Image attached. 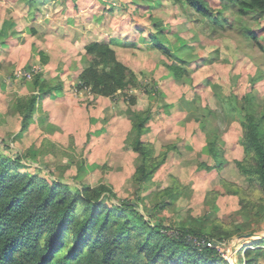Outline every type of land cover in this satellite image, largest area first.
Segmentation results:
<instances>
[{"label":"rangeland","instance_id":"374dc122","mask_svg":"<svg viewBox=\"0 0 264 264\" xmlns=\"http://www.w3.org/2000/svg\"><path fill=\"white\" fill-rule=\"evenodd\" d=\"M208 1L222 10L223 26L174 0H0V88L5 94L0 151L10 148L23 156L29 165L21 171L69 179L77 186H112L120 198L140 203L146 217L153 204L171 202L169 194H157L178 182V199L153 214L170 234L191 218L206 216L207 224L222 221L236 228L247 222L242 234L218 244L231 264H246L245 249L263 248L264 254V244H256L264 239V216L240 213L239 198L221 181L249 185L236 165L244 151L242 113L234 98L250 92L264 104V50L243 32L250 25L264 41V19L233 12L227 0ZM95 41L109 43L136 76L132 86L112 97L79 87L89 65L85 46ZM171 63L184 68L183 77L173 76L167 68ZM36 81L48 83L41 90L52 102L62 101L55 116L60 124L44 114L43 123L21 133L23 115L15 105L33 97L39 99L35 105L44 104ZM37 109L42 107L33 112ZM147 109L152 118L144 141L157 154L167 145L176 149L152 181L140 184L133 181L138 155L129 137L135 135L134 110ZM212 140L222 150V163L209 152ZM212 190L218 194H209Z\"/></svg>","mask_w":264,"mask_h":264},{"label":"trees","instance_id":"16d2710c","mask_svg":"<svg viewBox=\"0 0 264 264\" xmlns=\"http://www.w3.org/2000/svg\"><path fill=\"white\" fill-rule=\"evenodd\" d=\"M174 1L188 5L214 26H223L226 21L221 17L222 10L213 8L208 0ZM227 3L241 16L254 15L256 19H264V0H227ZM243 32L264 50L263 37L250 25H245ZM158 46L171 55L165 46L159 43ZM85 50L89 65L80 74V88H87L98 96L112 97L134 84L135 73L118 59L109 43L91 42ZM167 68L177 79L185 74L178 64H167ZM36 83L44 88V84ZM234 100L242 113L239 123L244 151V158L237 160L236 165L249 185L221 182L229 194L239 198L240 213L251 215L254 212L262 218L264 104H259L250 92L235 96ZM135 101L131 98V103L135 104ZM36 102L37 97H33L28 104H17L23 113L22 131L32 123ZM134 111L136 119L132 129L135 135L129 138H132L130 148L137 153L138 163L133 181L144 184L153 180L169 152L176 148L167 145L157 154L154 145L143 138L150 131L151 110ZM201 127L205 129L204 122ZM208 147L215 162L222 163L223 153L217 142L210 141ZM8 149L9 152L0 151V264H231L220 254L218 245L200 247L189 237L208 236L219 243L249 228L247 222L237 228L222 221L207 224L208 218L204 216L182 222L175 234H170L169 226L153 213L178 199L182 192L178 182L157 194L159 197L163 193L169 194L171 202L153 204L146 217L140 211V203L120 198L113 187L105 183L77 186L71 185L69 179L46 178L21 171L29 164L23 156ZM210 193L216 196L218 191ZM256 244H264V239L257 240ZM263 255V248H247L244 262L263 264L260 262Z\"/></svg>","mask_w":264,"mask_h":264},{"label":"crops","instance_id":"0c3cea01","mask_svg":"<svg viewBox=\"0 0 264 264\" xmlns=\"http://www.w3.org/2000/svg\"><path fill=\"white\" fill-rule=\"evenodd\" d=\"M1 55H2V53H0ZM41 84H44L43 86H44V89H47V86H48V83L47 82H43V83H41ZM39 88V93L40 94H44V104L43 105H41V106H39V104L38 105H36V107L38 108V107H42V109L41 110H39V109H37V111L34 113V118H33V121H32V123L30 124V126H29V129H34V127H36L37 126V124L35 123V122H38V123H43V121H44V119H46V117H42V115H49V121H53V122H56V123H58V121L56 120V113L59 111V110H57V109H60L59 107H61V106H59V104L62 102V101H60V102H58V103H55V102H52V100H51V98L49 99V97H50V94L49 93H47V91L46 92H42V88H40V87H38ZM5 97V94H4V92L2 93L1 92V88H0V102L2 101V99ZM39 100V99H38ZM38 100H37V102H38ZM51 101V102H50ZM66 102H68V101H65V102H63L62 104H66ZM17 104H19V103H17ZM17 104L15 105V109L18 111V114H20V115H23V113H22V111L17 107ZM59 106V107H58ZM62 108V107H61ZM46 112H49V114L48 113H46ZM43 113V114H42ZM42 117V118H41ZM60 120H61V118H60ZM61 121H63V120H61ZM60 122V121H59ZM58 124H60V123H58ZM43 125V124H42ZM28 129V128H27ZM22 131V130H21ZM24 131H22L21 133H23ZM52 134H54V133H52ZM52 134H50L49 136H47V137H50V138H53V135ZM22 135V134H21ZM43 139H45V137L43 138ZM49 139V138H48ZM50 140V142L51 143H54V142H52V140L51 139H49Z\"/></svg>","mask_w":264,"mask_h":264},{"label":"built area","instance_id":"2783aa9c","mask_svg":"<svg viewBox=\"0 0 264 264\" xmlns=\"http://www.w3.org/2000/svg\"><path fill=\"white\" fill-rule=\"evenodd\" d=\"M190 240L193 241V243L197 246H214L215 244L218 245L219 243H216V241L212 238H209L208 236H202V237H194V236H190L189 237ZM218 249H219V245H218ZM225 257V256H224Z\"/></svg>","mask_w":264,"mask_h":264},{"label":"water","instance_id":"95a60500","mask_svg":"<svg viewBox=\"0 0 264 264\" xmlns=\"http://www.w3.org/2000/svg\"><path fill=\"white\" fill-rule=\"evenodd\" d=\"M245 236V235H244ZM247 237H251V236H253V234L252 233H249L248 235H246Z\"/></svg>","mask_w":264,"mask_h":264}]
</instances>
